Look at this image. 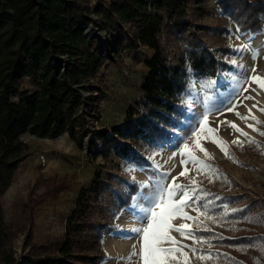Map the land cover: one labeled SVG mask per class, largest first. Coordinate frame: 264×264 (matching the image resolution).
<instances>
[{"label":"trees","instance_id":"trees-1","mask_svg":"<svg viewBox=\"0 0 264 264\" xmlns=\"http://www.w3.org/2000/svg\"><path fill=\"white\" fill-rule=\"evenodd\" d=\"M205 1L98 0L90 8L82 0H0V264H100L102 249L94 242L102 229L96 217L102 194L100 167L79 189L63 235L35 242L31 216L25 233L27 251L16 257L8 250L10 233L1 198L31 154L21 136L55 138L66 133L83 148L92 126L89 120L100 119L99 106L106 92L99 84L106 72L119 64L122 51L146 49L147 72L126 109L125 125L111 130L107 154L118 161L148 166L144 153L154 152L169 139L185 115L191 78L215 79L228 69L227 58L234 54L225 42L214 46L191 33L196 21L209 11ZM212 1L217 17L233 21L239 30L263 29L264 0ZM91 11L97 16V29L86 31ZM214 31L207 34H219ZM164 34L184 41L176 65L161 42ZM244 145L256 151L252 144ZM121 179L119 187L108 186L113 191V206L106 221L112 222L139 191L140 182ZM48 181L50 197L68 187L66 181ZM211 185L212 191L223 195L233 186L223 179ZM226 201L234 203L230 197ZM224 213L222 203H216L208 215L217 222L203 216L201 229L194 231L197 238H211L210 244L218 249L213 259L202 264H229L225 255L217 254L224 247L238 245H253L259 260L264 259V198L249 197L240 211ZM253 223L257 231H252ZM192 225L195 229L196 223ZM194 262L201 263L195 256Z\"/></svg>","mask_w":264,"mask_h":264},{"label":"rangeland","instance_id":"rangeland-1","mask_svg":"<svg viewBox=\"0 0 264 264\" xmlns=\"http://www.w3.org/2000/svg\"><path fill=\"white\" fill-rule=\"evenodd\" d=\"M204 5L209 11L207 15L196 21V27L191 28V33L195 32L202 40L214 46H220L225 42L233 47L234 54L227 58L228 69L215 79L191 78L192 92L186 101L185 115L169 139L154 152L144 153L149 162L148 166L140 167L129 161H118L107 154L109 140L112 137L111 130L116 125H125L126 109L138 95V85L143 74L147 72L143 63L146 49L135 52L122 51L119 64L112 65L106 72L99 84L106 92V97L99 106L100 119L89 120L92 126L84 138L83 148L77 147L66 133L55 138L36 137L30 133H24L21 136V139L28 144L31 154L22 161L14 180L1 198L3 220L10 233V240L6 246L13 255L18 257L27 251L28 246L24 244L25 233L31 216L34 224L32 239L35 242L41 243L47 238L53 240L64 234L66 219L74 207L79 189L89 182L95 169L99 167L102 169V194L95 212L102 224V229L94 236V242L96 247L102 249L100 264H140L138 256L128 258L133 245L138 252L140 244L137 235L131 232V229L143 226L139 217L128 210L135 206L136 202L132 199L127 207L117 213L112 222L105 219L107 215H110L113 206V191L108 186L114 184L115 187H119L122 183L121 178L150 182L148 187L139 189L146 192L161 173H169L167 180L164 181L167 184L172 177L178 176L184 167H187L189 171L184 177H179L178 182L187 185L195 180L200 187L210 192L212 195L206 200H211L213 203L208 206V210H214L216 203L221 202L222 206L227 205V209L223 207L224 210L231 212V209H242L249 197L264 198V136L247 126L253 124L260 132H264V113L258 110V108H264V90L258 89L253 83L252 89H257L256 91L251 89L247 92L243 91L248 87V77L254 75L253 67L256 68L255 75L264 77V27L256 32L241 30L237 32L238 28L233 21L227 22L226 18L217 17V12L212 9V0L205 1ZM213 28L219 31V34H207L208 31H213ZM161 42L172 62L175 65L178 64L184 41L164 34ZM254 52L257 54L255 59ZM244 96H251L253 99L245 100ZM237 101L240 103L234 111H225ZM253 104L258 106L253 107ZM249 109H251V115L260 121L258 125L251 119L242 120L236 115L239 112L241 116H249ZM206 110L209 112L210 126L215 128L220 125L218 137L227 142L231 155L239 162L234 163L226 158L215 144L206 140L201 141L203 147L213 157L209 163L219 169L226 180L233 184L232 188L226 191V195L212 191L209 178L198 173L196 166L181 165L180 156L171 158L173 152H178L185 142L191 145L192 131L199 126L198 121L203 118ZM223 121L234 122L248 136L258 141L259 146L252 144L256 147V151H248L245 145L238 146L237 149L232 146V141L237 137L247 143L246 137L235 132L228 124L221 123ZM102 129L107 131L101 133ZM194 155L202 160L205 159L204 154L199 151H195ZM130 168L134 170L129 171ZM52 178L59 183L66 181L68 187L50 197L48 193L51 192L52 185L48 179ZM226 197L232 198L234 203L230 204L226 201ZM179 198V196L176 197V199ZM205 202L200 201L201 204ZM195 207L193 204L185 211L188 215L198 217V220L202 221L203 215L198 216ZM173 223L192 225V221L182 218L175 219ZM252 227L254 228L252 231H257L256 224L253 223ZM172 235L183 244L193 245V240L190 238H182L176 232ZM194 246L203 248L205 253L211 251L213 256L218 250L213 245L209 247L208 243ZM241 248L245 250H238ZM184 251L188 252L191 264H198L194 262V255L189 249L186 248ZM219 251L227 254L229 264H237V262L256 264V261L264 264V259L261 257L259 260L260 255L258 256V251L253 245L224 247ZM202 263L203 261L200 264Z\"/></svg>","mask_w":264,"mask_h":264},{"label":"snow or ice","instance_id":"snow-or-ice-1","mask_svg":"<svg viewBox=\"0 0 264 264\" xmlns=\"http://www.w3.org/2000/svg\"><path fill=\"white\" fill-rule=\"evenodd\" d=\"M237 32H239V29H237ZM256 55L257 54L254 52V59ZM252 72L254 75L248 77V87L244 88L243 91L247 92L249 89L256 91L257 89H252L253 83L257 85L258 89L264 90V77L255 75V67L252 68ZM243 98L245 100L253 99L251 96H244ZM239 103L240 101L233 103L232 106L226 108L225 111H234V109L239 106ZM257 106V104H253V107ZM258 110L264 113V108H258ZM248 111L249 116H241L239 112H237L236 115L242 120L251 119L258 125L260 121L254 115H251V109ZM221 123L228 124L235 132L246 137L247 143L257 144V146H259L258 141H255L252 137L248 136V134L243 132L234 122L223 121ZM198 125L199 126L192 131L191 145L188 142H185L178 152H173L171 158L180 156L181 165L192 164L193 166H196L197 172L207 176L210 182H214L216 179L221 178L226 180V177L223 176L219 169H216L214 165L209 163L213 157H211L206 148L203 147L201 141L206 140L215 144L226 158L231 159L234 163L239 162L231 155L227 142L218 137L217 133L220 125H217L215 128L210 126L209 112L207 110L204 112L203 118L199 119ZM247 126L264 136V132H260L253 124H248ZM244 143L245 142L241 141L239 137L232 141V145L239 147H243ZM195 151L203 153L205 159L202 160L194 155ZM133 170L134 169L132 168L129 169V171ZM188 171L189 169L184 167L178 176L172 177L171 181L167 184H165L164 181L167 180L169 173H161L160 177L152 184V187L148 188V191H138L137 195L133 196V200L136 204L128 210L139 217V221L143 226L131 229V232L137 235L140 244L138 252L136 246L133 245L132 251L129 253V259L138 256L140 264H191L188 252L184 251L186 248L192 252L197 260L203 261L213 259L211 251L205 253L203 248H196L194 246L196 244L202 245L208 243L209 247H211V238H197L194 235V231L201 229L203 221H199L198 217L188 215L185 211L186 208H189L194 204L198 216L203 215L206 220H211L213 223H216V218L208 215L207 211L208 206L212 204L213 201L206 200V198L212 194L200 187L195 180L187 185L179 183V177H184ZM149 183L150 182H140L137 187L138 189H144L148 187ZM177 196L180 198L176 199ZM216 199H220V197H216ZM200 201L206 202L201 204ZM223 207L227 209V205H224ZM230 211L237 212L240 211V209H231ZM227 214L228 212L226 210L224 215ZM177 218L195 222V229L188 223H180L179 225L174 224L173 221ZM203 230L209 231L207 228H204ZM173 232L178 233L182 238L192 239L193 245L183 244L172 235ZM238 250L244 251L245 249L241 248ZM261 251H264V245L261 246ZM217 255L226 256L227 254L218 253ZM181 257H183L182 260ZM237 264H241V262H237ZM256 264H259V261H256Z\"/></svg>","mask_w":264,"mask_h":264},{"label":"built area","instance_id":"built-area-1","mask_svg":"<svg viewBox=\"0 0 264 264\" xmlns=\"http://www.w3.org/2000/svg\"><path fill=\"white\" fill-rule=\"evenodd\" d=\"M85 4H87L90 8L95 5L98 0H82ZM91 21L85 26L86 31H95L97 29V16L93 11L90 12Z\"/></svg>","mask_w":264,"mask_h":264}]
</instances>
